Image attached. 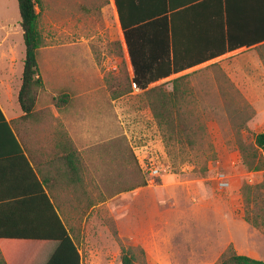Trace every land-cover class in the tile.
Instances as JSON below:
<instances>
[{"label":"rangeland","instance_id":"374dc122","mask_svg":"<svg viewBox=\"0 0 264 264\" xmlns=\"http://www.w3.org/2000/svg\"><path fill=\"white\" fill-rule=\"evenodd\" d=\"M39 1L42 48L114 50L117 37L111 22L102 26L106 32L100 37L97 22L77 17L76 0ZM82 2L90 3L93 11L102 4ZM19 21L17 1L0 0V27L10 24L19 34L16 73L24 56ZM184 74L150 88L172 92V80ZM241 76L219 68L183 78L178 83L183 92L179 103L188 122L194 123L181 132L176 128L170 133L156 124L140 90L117 102L119 122L128 135L127 151L120 148L109 160L89 163L81 187L70 194L69 185L64 186L57 202L82 264H119L121 249L128 245L144 252H137V264H212L201 254L210 246L203 237L217 236L215 231L225 234L224 243L229 241L238 254L264 262V235L244 221L241 193L244 185L264 183V154L257 152L255 160L261 157L262 170H249L245 164L254 160L253 137L264 133V82L237 88ZM150 162L160 172L152 184L145 171ZM218 173L230 182L224 191L217 189ZM226 231L237 232L240 241H230Z\"/></svg>","mask_w":264,"mask_h":264},{"label":"crops","instance_id":"0c3cea01","mask_svg":"<svg viewBox=\"0 0 264 264\" xmlns=\"http://www.w3.org/2000/svg\"><path fill=\"white\" fill-rule=\"evenodd\" d=\"M120 3L128 24L157 20L160 25H167L186 57L202 56L229 41L236 44L235 49L176 74L189 76L196 71L221 68L242 74L237 88L254 81L264 82V77L253 75L264 74V0ZM75 4L78 18L97 22L98 36L106 32L102 26L111 22L117 37L112 43L114 50L41 47L37 61L44 88L26 119L17 101L24 58L21 71L16 73L15 36L19 34L10 24L0 27V249L7 250L8 264H46L58 246L57 241L47 239L59 231L49 204L61 218L57 202L62 199V188L69 185L68 193H73V163L65 160L70 142L87 170L89 163L109 160L120 148L127 151L128 135L119 122L117 103L126 95L113 98L108 82L124 71L123 66L130 80L134 76L115 0H102L95 11L82 0ZM141 38L166 39L154 31ZM174 75L151 83L147 89ZM133 89L140 90L132 86L129 94ZM58 94L68 95L60 108L51 101ZM215 233L217 236L203 237L210 246L206 251L203 248L201 254L211 258L212 264L230 244L224 243L225 234ZM225 233L230 241H240L237 232ZM241 255L251 257L248 253ZM5 260L0 253V264H6Z\"/></svg>","mask_w":264,"mask_h":264},{"label":"trees","instance_id":"16d2710c","mask_svg":"<svg viewBox=\"0 0 264 264\" xmlns=\"http://www.w3.org/2000/svg\"><path fill=\"white\" fill-rule=\"evenodd\" d=\"M16 1L20 16L19 26L25 47L21 86L17 94V101L22 112L25 114L23 119H26L35 109L38 94L44 88L39 75L37 61V53L44 46V38L39 29V13L36 10L39 7L40 1ZM115 3L134 76L130 80L123 66L124 71L118 77L108 80L111 96L118 98L129 94L132 83H134L143 92V95H145L148 111L159 127L165 128L170 133H174V129L176 128L180 132L184 131L188 125L190 126L194 123L188 122L179 103V98L183 96V92L178 89V83L188 75L180 76L172 80L173 90L169 93L157 88L147 89L148 85L171 74H176L194 67L227 51H231L235 49L236 44H232L229 41V44L223 43L222 47H216L202 56H196L194 58L186 57L187 55L181 52L179 42L173 39V33L168 30L167 25H160L157 20H151L143 24H128L124 17V10L122 9L120 0H115ZM152 31L158 33L159 36L166 37V39L145 40L141 38L143 34L145 35ZM67 100L68 95L65 94H58L51 98L52 103L58 108L65 105ZM252 146L254 160L251 162L245 161V164L249 170H262L263 164L261 157L257 162L255 160L257 158V152L260 151V153L264 154V133H258L253 137ZM65 160L73 163V189H79L82 184L81 177L84 174V164L80 153L71 142ZM241 193L244 198V221L264 235L263 181L255 186L244 185L241 188ZM49 205L59 231H56L55 235H50L47 238L57 241L58 246L46 264H82V257L77 244L67 229L62 217L60 218L51 203ZM137 252L144 254L142 248L139 246H123L119 264H137ZM0 253L6 259V264H8L7 250L2 248L0 249ZM214 264H264V262L238 254L232 245H228Z\"/></svg>","mask_w":264,"mask_h":264},{"label":"built area","instance_id":"2783aa9c","mask_svg":"<svg viewBox=\"0 0 264 264\" xmlns=\"http://www.w3.org/2000/svg\"><path fill=\"white\" fill-rule=\"evenodd\" d=\"M133 88H136L135 84H132ZM146 168V174H147V182L149 184H152L154 181V178L158 177L160 175L159 169L153 164V162H150L147 164ZM216 186L217 189L220 191H224L230 187L229 180L225 177L224 174L218 173L216 175Z\"/></svg>","mask_w":264,"mask_h":264}]
</instances>
